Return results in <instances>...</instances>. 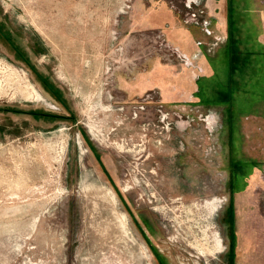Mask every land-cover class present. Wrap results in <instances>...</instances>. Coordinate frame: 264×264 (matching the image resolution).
Here are the masks:
<instances>
[{"label":"rangeland","instance_id":"rangeland-1","mask_svg":"<svg viewBox=\"0 0 264 264\" xmlns=\"http://www.w3.org/2000/svg\"><path fill=\"white\" fill-rule=\"evenodd\" d=\"M0 264H264V0H0Z\"/></svg>","mask_w":264,"mask_h":264},{"label":"trees","instance_id":"trees-1","mask_svg":"<svg viewBox=\"0 0 264 264\" xmlns=\"http://www.w3.org/2000/svg\"><path fill=\"white\" fill-rule=\"evenodd\" d=\"M246 11V8H245ZM246 39V37H245ZM235 45L229 44L227 58L224 59V63L220 66L214 67V74L216 89L215 93L217 97L215 103L224 102L225 104H231L232 100L237 98L239 94H246L247 90H250V82L254 74L250 72L256 70V66L259 63V55L255 53V44L252 40H244ZM239 42V43H238ZM255 64V67H251V64ZM260 69V68H259ZM220 77V81L217 82V78ZM237 80L241 81L237 82ZM248 81V82H247ZM219 91V92H218ZM261 95V92H260ZM214 96V95H213Z\"/></svg>","mask_w":264,"mask_h":264},{"label":"crops","instance_id":"crops-1","mask_svg":"<svg viewBox=\"0 0 264 264\" xmlns=\"http://www.w3.org/2000/svg\"><path fill=\"white\" fill-rule=\"evenodd\" d=\"M246 4H247V3H246ZM247 5H248V4H247ZM228 12H229V11H228ZM247 15H249V14H247V9H246V16H247ZM225 20H226V18H224V21H225Z\"/></svg>","mask_w":264,"mask_h":264}]
</instances>
